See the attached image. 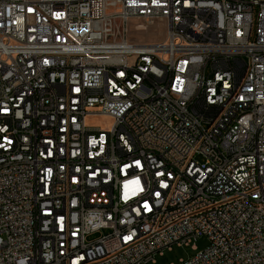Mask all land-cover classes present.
Wrapping results in <instances>:
<instances>
[{"label":"built area","instance_id":"obj_1","mask_svg":"<svg viewBox=\"0 0 264 264\" xmlns=\"http://www.w3.org/2000/svg\"><path fill=\"white\" fill-rule=\"evenodd\" d=\"M175 247L264 264V0H0V264Z\"/></svg>","mask_w":264,"mask_h":264},{"label":"rangeland","instance_id":"obj_2","mask_svg":"<svg viewBox=\"0 0 264 264\" xmlns=\"http://www.w3.org/2000/svg\"><path fill=\"white\" fill-rule=\"evenodd\" d=\"M143 25L140 21L135 20L130 22V34L131 40H137L142 44H154L161 42L165 39L166 35V23L155 22L152 26L140 27ZM88 128L101 129L103 131L108 130L111 126V121L107 118L98 117L95 119H88L86 122ZM110 229L106 228L104 233ZM209 242L208 239L202 237L196 242L197 250L203 251ZM196 252L192 248H179L175 247L172 251H165L163 256H157L154 264H177L181 260H188L194 256Z\"/></svg>","mask_w":264,"mask_h":264}]
</instances>
